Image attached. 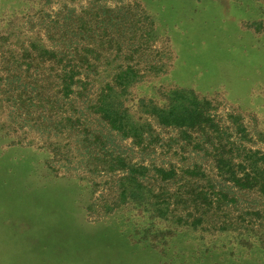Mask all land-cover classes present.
I'll use <instances>...</instances> for the list:
<instances>
[{"label": "rangeland", "instance_id": "rangeland-1", "mask_svg": "<svg viewBox=\"0 0 264 264\" xmlns=\"http://www.w3.org/2000/svg\"><path fill=\"white\" fill-rule=\"evenodd\" d=\"M64 6L123 8L134 28L120 51L111 29L79 36L65 91L67 60L45 57ZM77 80L129 107L174 90L210 105L181 127L138 111L137 144L85 109ZM230 149L234 178L217 168ZM0 264H264V0H0Z\"/></svg>", "mask_w": 264, "mask_h": 264}, {"label": "trees", "instance_id": "trees-1", "mask_svg": "<svg viewBox=\"0 0 264 264\" xmlns=\"http://www.w3.org/2000/svg\"><path fill=\"white\" fill-rule=\"evenodd\" d=\"M35 4H50L51 0H32ZM77 0H59L64 5L66 2H76ZM62 10L55 14V18L51 21L52 26L61 29V35L57 38L52 33L51 38L54 40L55 43L58 40L61 42L59 44L60 49L58 50H48L47 56L49 60L53 61L54 64L59 65V62L66 59L67 62L65 66H63V89L64 91L70 89L71 86L74 84V77L76 76L72 72L65 71V67H68L70 71H72L71 62L73 60L72 56H67L66 58L61 57L66 51L67 48H71L70 45L76 43V39L79 36L87 38L88 40L94 39L95 36L98 37V30L101 29L104 35H108V30L111 29L109 33L108 42L109 45L112 46V49L115 51H120L125 42L130 44V39L132 38V32L134 30L133 23L129 22V16L123 11L122 9L119 10H112L111 8L107 7H88L86 11H83L80 14L75 13V11L71 8H64L61 7ZM41 11V10H39ZM60 22V23H59ZM136 29V28H135ZM86 34V35H83ZM58 39V40H57ZM75 42V43H74ZM55 48V47H54ZM64 51H61L63 50ZM72 51L78 55L83 56L80 58L82 61H87V57L85 55H79L77 53V49L74 47ZM40 53V51H38ZM33 60V58H31ZM76 84L79 85V90L77 91L79 98H84L82 104L85 105V109L92 108L94 112L97 111L99 114L98 120H101L104 124H106L111 129H117L118 131L122 132V136L129 134L130 130L132 132V138L134 140H138L135 143L139 144L140 142H144L145 140L140 138L143 131H139V128L136 126L137 124H143L145 120H141V117H136L137 112L146 113L149 111V108L152 110V113L158 116V121L160 125H175V126H185L187 123L193 120H197L198 124L201 122L198 119L202 118L200 113L197 110L198 105L209 106L207 98H199L202 99L199 101L197 96L192 91H185L184 90H174L168 93L166 97L167 102H164L163 105H158V100H150L148 99L145 101L144 99H139L135 106H126L124 100L118 97H110L111 95L108 94L105 86L101 85L99 90L94 94L91 95L89 93V89L87 88L86 82H81L79 80L75 81ZM186 96H184V95ZM110 95V96H109ZM187 95H190L189 101L190 103L182 106H178L175 102L179 101V99H186ZM111 98V99H110ZM151 112V111H150ZM81 111H79L80 115ZM70 118L68 121L70 122ZM190 126V125H188ZM74 127V123H73ZM143 127V126H142ZM148 127V126H147ZM128 128V130L126 129ZM139 131V132H138ZM99 130H97L95 138H98ZM261 137L262 134H259ZM143 136V135H142ZM153 138L149 137V143L151 144ZM233 149H230L229 154L227 156L222 155L217 157L218 163V170L222 173L226 174L230 172L232 177L234 178L235 172H233L232 167V160L234 158L233 154L231 153ZM248 154L241 161V164H244L248 167H252L254 164L253 160V153L247 151ZM257 156V155H256ZM261 159V157H260ZM117 163L123 164V160L121 158L116 159ZM240 169L244 168L243 165H239ZM172 168V167H171ZM144 171H148V168L143 167ZM154 170L157 171V174L162 178H169L174 174L173 169H169L166 171L162 167L155 168ZM244 170V169H243ZM189 172H196V169ZM237 184L241 185H250L249 187H253L257 184L256 176H251L249 174H244L242 178L237 179L235 178Z\"/></svg>", "mask_w": 264, "mask_h": 264}]
</instances>
